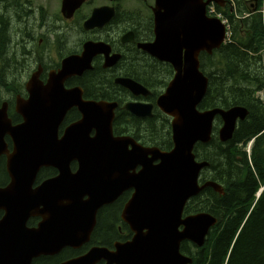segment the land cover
I'll return each mask as SVG.
<instances>
[{"label":"water","instance_id":"1","mask_svg":"<svg viewBox=\"0 0 264 264\" xmlns=\"http://www.w3.org/2000/svg\"><path fill=\"white\" fill-rule=\"evenodd\" d=\"M210 1L160 0L163 11L156 18V40L140 45L152 55L172 62L177 70L158 99V106L174 117L171 151L142 147L128 136L114 137L112 123L117 103L83 101L81 94L75 97L74 91H65L63 82L54 83L48 91L30 82V98L18 100L17 110L24 118L19 125H12L7 103L3 104L0 157L7 155L10 182L0 187V264H31L40 255L87 242L98 209L130 186L137 191L128 215H134L135 208L141 219L146 217L139 225L133 223V241L118 245L115 251L95 247L64 264H95L101 259L116 264H192L193 259L180 251L181 242L190 240L203 246L217 219L209 213L183 219L186 202L207 186L223 191L214 181L199 186V173L209 162L195 160V144L212 139L217 116L223 121L220 140H230L237 122L245 120L249 113L242 106L202 111L198 108L209 85L208 77L199 69L200 53H212L226 37L225 24L207 15ZM94 16L92 25L97 21ZM96 45L86 46L83 58L89 55L90 59L103 51ZM116 60L117 57L110 59L107 65ZM118 81L137 95L149 94L132 79ZM75 105L83 118L59 140L58 125ZM124 107L136 115L152 114V105L132 103ZM93 130L95 134L91 136ZM6 134L14 140L12 152L4 141ZM74 159L79 163L76 172L70 168ZM138 164L143 165L139 173L128 172ZM49 166L58 169L59 174L34 187L40 169ZM32 216L42 218L35 227L28 226ZM181 225L183 230L179 229ZM17 256L19 261L14 259Z\"/></svg>","mask_w":264,"mask_h":264},{"label":"flooded vegetation","instance_id":"2","mask_svg":"<svg viewBox=\"0 0 264 264\" xmlns=\"http://www.w3.org/2000/svg\"><path fill=\"white\" fill-rule=\"evenodd\" d=\"M6 1L19 8V10L8 14L10 27L15 34L10 47L12 51L16 49V54L10 57L0 48V82H6L9 85L12 82H17L18 85L14 89L7 85L6 89L9 91L0 88V107L5 101L8 102L9 117L14 125L23 121V117L16 111V103L18 96L28 97V82H60V78L51 81L52 77L57 76L65 61L71 59L69 72L72 73L73 71V73L63 80L67 88H81L82 96L87 100L116 101L119 103L113 124L115 136H131L144 147H151L155 145V142L147 138L146 134L141 133L144 130V125H153L149 120L159 123L164 120L168 125V132H171V117L157 107V99L164 92L169 82H165L163 79L148 82L126 72V68H128L126 60L139 58L162 70L166 68L162 65L164 64L162 61L152 57L139 47V43L151 42L155 38L156 12L162 11L157 0H85L78 7H75L77 0L69 1L66 5L64 4L65 0ZM0 13L7 14V11L1 10ZM94 13V19H97V23L87 26L86 23ZM18 22H22L20 27ZM14 27H16L15 30ZM93 42L98 43L95 48L99 50H103L106 44L110 46L109 56L118 55V60L113 65L105 66L106 54L97 52L91 61H89V55H86L83 62H77L84 55L85 46H89ZM11 64H14V67L22 68L15 77H12V73L9 72V68H12ZM89 64L90 67H88ZM80 68H84L83 71L79 72ZM100 74H103L102 82H111L118 86L113 88L108 84L109 88L112 89L113 96L103 95L104 93L98 89L96 91L91 90L93 82H97L93 76ZM119 77L137 80L149 91V94L131 93L116 83V79ZM166 78L169 77L166 76ZM91 91L95 94H92ZM132 102L153 105L152 114L135 115L125 110L124 105ZM121 111H124L125 114ZM124 115H126L125 119ZM129 115L137 119L131 120ZM81 118L82 114L76 107L69 108L59 126L58 137L61 138L66 128ZM6 140L12 149V138L7 136ZM0 163L4 164V178L6 179L5 184H7L9 174L6 169V158L2 157ZM70 167L75 171L78 168L77 160H72ZM140 168L139 165H136L129 172L139 171ZM57 174L58 170L55 167L41 168L36 185ZM134 191V187L125 189L112 203L99 209L96 225L87 242L78 247L65 246L58 253L42 255L33 262L52 259V264H63L88 253L94 247H107L110 250H115L116 245L131 241L134 232L130 223L124 219L123 214ZM40 220V217H33L29 223L35 226ZM104 223L112 226V234H107L102 229L101 226ZM53 258L56 259L53 260ZM95 264L110 263L106 259H101Z\"/></svg>","mask_w":264,"mask_h":264},{"label":"trees","instance_id":"3","mask_svg":"<svg viewBox=\"0 0 264 264\" xmlns=\"http://www.w3.org/2000/svg\"><path fill=\"white\" fill-rule=\"evenodd\" d=\"M7 3L6 0L0 1V11H7V14L0 13V48L11 57L16 54V49L12 51L10 47L15 34L8 14L19 8ZM229 17L233 22L231 41L213 54L201 55L202 69L209 76L210 84L200 107L244 105L250 113L246 120L239 123L230 141L223 143L214 136L209 143L196 147L197 157L210 162L204 175L223 183L226 193L221 196L207 188L186 208L188 213L208 211L219 218V224L212 230L203 248L195 249L190 243H184L182 249L193 255L194 264H264V191L256 198L257 191L264 185V101L257 96L258 92L264 91V18L260 13L242 22L235 21L233 14ZM18 24L20 27L22 22ZM126 61V72L148 82L161 79L167 82V68L154 67L141 58ZM10 66L12 77L22 69L14 67V64ZM102 76H93L97 82H93L91 90L98 89L103 95L113 96L109 85L113 88L118 86L102 82ZM7 85L14 89L18 83L9 85L0 82L2 89H6ZM93 91L92 94H95ZM129 116L131 120L137 119ZM149 121L153 125H144L141 133L146 134L155 145L170 149L172 139L167 123L164 120L161 123ZM253 138L255 141L249 154L246 147ZM4 172V164L0 163V184L6 180ZM101 227L107 234H112V226L104 223ZM51 261L39 260L33 264H52Z\"/></svg>","mask_w":264,"mask_h":264},{"label":"rangeland","instance_id":"4","mask_svg":"<svg viewBox=\"0 0 264 264\" xmlns=\"http://www.w3.org/2000/svg\"><path fill=\"white\" fill-rule=\"evenodd\" d=\"M2 175V173H0V176Z\"/></svg>","mask_w":264,"mask_h":264}]
</instances>
